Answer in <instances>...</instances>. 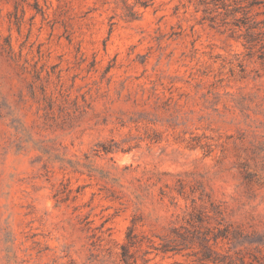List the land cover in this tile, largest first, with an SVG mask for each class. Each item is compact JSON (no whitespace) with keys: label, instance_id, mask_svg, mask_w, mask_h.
Listing matches in <instances>:
<instances>
[{"label":"rangeland","instance_id":"1","mask_svg":"<svg viewBox=\"0 0 264 264\" xmlns=\"http://www.w3.org/2000/svg\"><path fill=\"white\" fill-rule=\"evenodd\" d=\"M221 1L0 0V264H264V0Z\"/></svg>","mask_w":264,"mask_h":264},{"label":"trees","instance_id":"2","mask_svg":"<svg viewBox=\"0 0 264 264\" xmlns=\"http://www.w3.org/2000/svg\"><path fill=\"white\" fill-rule=\"evenodd\" d=\"M213 2H214L215 5H220L221 4V6H222V4H223V1H221V0H213ZM245 14H246V12H245Z\"/></svg>","mask_w":264,"mask_h":264}]
</instances>
